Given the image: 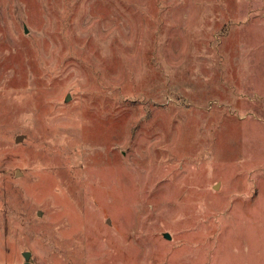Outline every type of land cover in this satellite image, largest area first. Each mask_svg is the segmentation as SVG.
Wrapping results in <instances>:
<instances>
[{
	"label": "rangeland",
	"instance_id": "1",
	"mask_svg": "<svg viewBox=\"0 0 264 264\" xmlns=\"http://www.w3.org/2000/svg\"><path fill=\"white\" fill-rule=\"evenodd\" d=\"M23 252L264 264V0H0V264Z\"/></svg>",
	"mask_w": 264,
	"mask_h": 264
},
{
	"label": "water",
	"instance_id": "2",
	"mask_svg": "<svg viewBox=\"0 0 264 264\" xmlns=\"http://www.w3.org/2000/svg\"><path fill=\"white\" fill-rule=\"evenodd\" d=\"M25 32H26V30H25ZM164 238L169 239V236L167 234H164ZM22 257L24 259V263L23 264H30V262H29L30 253L29 252H23L22 253Z\"/></svg>",
	"mask_w": 264,
	"mask_h": 264
}]
</instances>
